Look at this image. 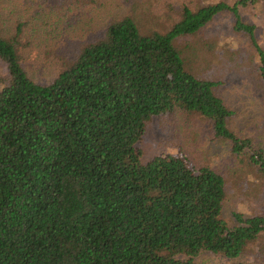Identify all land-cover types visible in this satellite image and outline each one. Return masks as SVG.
<instances>
[{
    "label": "trees",
    "instance_id": "16d2710c",
    "mask_svg": "<svg viewBox=\"0 0 264 264\" xmlns=\"http://www.w3.org/2000/svg\"><path fill=\"white\" fill-rule=\"evenodd\" d=\"M19 1L0 0L11 25H0V264H198L205 253L247 264L240 258L264 241V214L228 223L223 174L179 155L145 160L138 144L156 120L178 114L209 124L241 168L264 177L263 148L238 137L237 112L220 95L224 76L243 68L209 29L232 17V32L251 42L264 98V47L241 17L264 0ZM110 3L51 80L28 75L22 52L36 26L53 19L59 28V12ZM219 49L226 55L210 66Z\"/></svg>",
    "mask_w": 264,
    "mask_h": 264
},
{
    "label": "rangeland",
    "instance_id": "374dc122",
    "mask_svg": "<svg viewBox=\"0 0 264 264\" xmlns=\"http://www.w3.org/2000/svg\"><path fill=\"white\" fill-rule=\"evenodd\" d=\"M23 2L24 0H20L18 3L21 6ZM158 3L162 5L163 0H158ZM7 6H9L7 2L0 3V9L4 10ZM113 7L115 6L110 3L106 10L101 9L97 12L74 8L68 13L59 12L60 17H64L61 18L59 28L52 24L53 19L49 21L50 25L47 27L46 24L40 25L41 27L36 26L32 37L27 36L30 46L22 52L28 75L34 81L41 83L51 80L58 71L59 56L70 53L80 41L91 39L92 33L100 26L103 19L114 11ZM6 10H0V18L5 16ZM158 10L160 11L156 12H162L161 9ZM19 12L30 16L33 11L19 8ZM52 15L58 17L55 13ZM241 17L244 22L256 27L257 39L264 47V2L241 10ZM2 20L4 19H0L2 27L11 26L3 24ZM232 23L230 15H219L209 28L213 34L222 36L219 45L223 49L227 51L228 46L232 44L234 57H231L236 62L234 64L243 68L242 72L233 70L224 76L220 95L237 112L233 125L236 127L235 132L238 137L249 138L253 144L261 145L264 150V98L262 91L256 89L252 83L253 68L257 64V59L254 58L251 42L232 32ZM180 43L182 44V40ZM223 49L212 54L214 58L210 60L212 62H208L210 66L220 62L218 55H226ZM218 67L222 68L224 65L218 64ZM7 79L6 67L0 61V90L8 83ZM138 148L143 150L145 160L159 155H179L186 158L190 167L208 166L223 174L227 184L224 218L228 223H231L234 213H242L245 216L264 214V177L249 175L247 170L241 168L237 159L231 155V145L219 143L214 139L209 124L191 122L178 114L170 118L158 119L152 124L151 132L138 144ZM257 187L260 188V193L255 191ZM196 261L198 264L226 263L224 258L209 253L202 254ZM240 261L247 264H264V241L259 240L253 246L251 255L241 257Z\"/></svg>",
    "mask_w": 264,
    "mask_h": 264
}]
</instances>
